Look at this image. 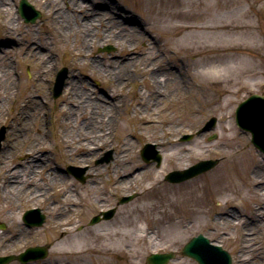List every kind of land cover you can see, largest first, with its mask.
I'll return each mask as SVG.
<instances>
[{
  "label": "rangeland",
  "instance_id": "374dc122",
  "mask_svg": "<svg viewBox=\"0 0 264 264\" xmlns=\"http://www.w3.org/2000/svg\"><path fill=\"white\" fill-rule=\"evenodd\" d=\"M4 1L5 7L8 8L7 18L14 19L16 23L14 32L5 36L0 20V47H3L0 48V50L3 49L0 53V61H9L13 64L16 76L21 77L26 85V97L38 95L44 101L40 107L46 116L42 129L46 141L43 145L45 151H42L40 156H45L47 153L48 168H52L61 177L69 180L65 188L73 191L69 194L73 195L76 200V208L69 217L70 223L75 224V232L79 235L76 238V243L80 244L84 250L94 246H103L104 248L101 252H95V250L83 253L72 252L62 257H51L50 245H46L44 242L46 239L44 233L50 231L48 226L53 219L51 214L44 211L52 202L49 201L42 204L41 207H36L44 216V221L42 225L32 226V228L45 231L41 234V240L29 245L45 247L47 254L42 259L26 264H71L75 258L81 260L83 264H89L90 258L93 264H144L146 256L150 253L169 251L175 253V259L168 264H197L194 260L182 256L180 250L187 241L199 234L226 250L232 258V264H264V156L253 147L250 134L236 126L234 116L237 105L250 94L264 96V0H112L113 3L133 12L137 18L145 20L147 26L157 28L148 32L146 46L144 42H141L138 48H141L147 57L152 55L153 60L157 58L156 64L159 65V70L170 79L175 74L173 68L178 69L186 66L187 70L195 71L198 68L191 65V62L195 60L185 57L184 53L177 50L180 36L168 42L167 34L163 33V30L170 24L159 23L154 17L160 18V16L155 13V15H151L147 6L154 5L156 8L159 6L157 9L168 8L174 11L185 10L189 6H198L196 10H191L189 13L192 17L191 23L200 27L204 24H223L227 29L225 31L213 28L211 30L197 29L187 32L186 35L197 43L214 44L219 37H222L227 44L235 43L233 46L237 47H235L234 57L226 58L229 64L235 67V70L229 72L227 69L228 71H224V76L230 82L234 80L238 82L235 86L233 83L226 85V89L235 92L234 95H226L224 92L220 94L214 86H208V89L203 91L199 86L200 83L193 78L185 91L186 96H181V93L176 95L173 93L176 88L175 84L166 87L164 95L171 99L175 97V99L173 101L166 99L161 103L168 110L167 113L173 116L179 127L181 126L179 134L175 137L176 142L180 148H188L194 146V142L198 138H202L200 155L190 159L183 156L175 159L174 162L167 161L165 159L166 150H159L156 141L152 138L157 130L145 128L142 135H136L135 133L141 130V124L126 120L119 122L120 127L126 133L124 140L111 141L108 146L100 149L98 155L90 162V166L101 168L100 173L92 178L89 177V167L85 164L74 163L72 160L75 159V156L67 154L64 145L58 142V137L62 134L63 129L56 126V121L59 119L57 107L60 105L63 89L59 97L52 98L56 74L61 68H65L66 76H69L70 62H77V58L71 56L67 50L68 47L60 44L52 32L48 34L50 29L47 6L39 0H27L40 13V18L34 23H25L17 11L20 0ZM57 1L61 3L63 0ZM110 2L108 0L85 1L89 10L98 13L109 11ZM201 7L204 10L201 11ZM147 13L148 17L146 18ZM162 14H167V12L162 10ZM179 20L181 21V17ZM247 25H250L255 36L249 34L250 30L238 29L239 26ZM32 34L36 39L40 38L39 41L47 46L48 55L53 62L52 68H49L50 74L41 83L36 79L40 71L39 68L31 64L30 61L22 60L24 48L27 46L24 43L28 42ZM89 51L91 57L87 61L95 59L102 65H110V56L120 53V48L114 42H99L92 45ZM148 77L149 72L145 73L144 77L136 74L124 85L120 93L125 101L124 105L120 107L121 111L130 109L129 106L134 99L133 92L142 91L147 94L144 82H148ZM85 80L92 93L100 95L107 101L113 100L115 93L112 81L104 78ZM28 86L35 88V95L31 93ZM237 90L238 93H236ZM171 93L173 94L171 95ZM9 110L11 107L8 108ZM213 117L216 119L215 127L203 131L207 122ZM193 123L196 125L193 126ZM228 124L232 129L225 131L223 128L229 127ZM1 128L4 129V139L0 145V152L7 135L6 127L0 124ZM131 133H134L133 137L128 136ZM187 135H190V139L185 141L183 138ZM119 144L131 147L128 157L133 164L129 172L147 171L146 176L132 183L131 187L125 191L116 187L117 179L112 175L113 167L110 163L115 155V147ZM147 145L154 146L152 154L158 153L161 158L159 164L151 160L145 162L142 159L141 151ZM108 152L110 158L107 161L99 162ZM15 155V161L22 160V154ZM208 159L218 160V163L208 172L179 183H170L165 180L169 173L182 171L199 161ZM176 160L181 165L177 164ZM231 165H235L236 170L235 168L233 170ZM68 167L82 169L83 182L69 173ZM45 172L43 171L36 179L42 178ZM253 172V176H250ZM50 174L49 172L47 175L50 176ZM47 181L45 177L44 182L47 183L44 187L45 190L49 187ZM93 181L94 183L90 185ZM217 182L220 183L219 186L228 184L227 186L233 189L234 193L228 194L219 186L217 187ZM189 183L194 184L195 189L198 187L200 195L205 200V205L202 208L205 212L204 216L198 214V209L194 210L196 208L194 205L188 206L189 213L183 214L184 216L172 205L175 194L169 192V189H180ZM261 183H263L262 186L256 187ZM38 187H42V185L40 184ZM129 195H134V198L127 203L119 204L121 198ZM165 196L168 200H165ZM86 200L91 203L89 207ZM152 202L155 204L151 207L146 206L151 205ZM61 204L64 206L63 201ZM111 209H114L115 213L107 221L116 226L120 225L119 222L124 225L118 234L108 235L103 242L97 240L88 242L85 238L83 239L88 228L104 222V219H101L92 225L89 224V220L102 211ZM2 213L3 219H0V225L3 224L4 228H0V237L7 234L8 223L12 219L14 221L18 218L21 227H29L22 221L23 212L17 216L14 208L6 207ZM174 222L178 223L175 229ZM42 227L44 228L42 229ZM139 227L142 228L141 231L138 230ZM248 230L253 232L252 235H257L254 243H244L242 235L246 234ZM123 232L126 236H119V233ZM116 246H120L123 252H111ZM0 256L11 257L12 255ZM6 264L22 263L17 259H11Z\"/></svg>",
  "mask_w": 264,
  "mask_h": 264
},
{
  "label": "bare ground",
  "instance_id": "6f19581e",
  "mask_svg": "<svg viewBox=\"0 0 264 264\" xmlns=\"http://www.w3.org/2000/svg\"><path fill=\"white\" fill-rule=\"evenodd\" d=\"M39 1L47 6L50 29L48 34L52 32L60 44L68 47L67 50L71 56L77 58V62H70V73L65 77L61 102L57 107L59 119L56 121V126L63 129L62 134L58 137V142L64 145L67 154L75 156V159L72 160L74 163L87 165L89 177L97 176L101 168L90 166V162L98 155V151L108 146L111 141L124 140L126 133L120 127L119 122L126 120L141 124V130L137 131L136 135H142L145 128L157 130L152 138L156 141L159 150H166L165 159L167 161L174 162L175 159L183 156L190 159L200 155L202 138H198L192 147L180 148L175 137L179 134L181 126L179 127L173 116L167 113L168 110L161 102L171 99L164 95L166 87L170 84L176 86L173 90L175 95L181 93V96H186L185 91L192 81L191 78L200 83L199 86L203 91L208 89V86H214L220 94L222 92L226 95L235 94L234 91L226 89V85L233 83L235 86L238 81L230 82L224 76V71L234 72L235 70V67L231 66L226 59L234 57L235 47H237L233 46L235 43L227 44L222 37H219L214 44L197 43L186 35L187 32L197 29L211 30L213 28L225 31L227 28L223 24H204L200 27L191 23L192 17L189 13L191 10H196L198 6H189L181 11L168 8L157 9L159 6L156 8L154 5L147 6L151 15L155 13L160 16V18L154 17L159 23L170 24L163 30V33L167 34L168 42L180 36L177 50L184 53L185 57L195 60L191 62V65L198 68L196 71L187 70L186 66L178 69L173 68L175 74L170 79L159 70L160 67L156 64L157 58L153 60L152 55L147 57L142 49L138 48L141 42H144L146 46L148 32L155 27L147 26L145 20L137 18L130 10L113 3L112 0H108L111 1L109 11L99 13L89 10L85 3L86 0H63L61 3L57 0ZM5 6V1L0 0V20L4 27L3 34L9 36L11 32H14L16 22L14 19L7 18L8 8ZM162 10L167 14L161 15ZM202 10L204 8L201 7ZM145 17H148V13ZM179 17H181V21ZM238 29L250 30V35H256L253 34L250 25L239 26ZM31 36L28 42L24 43L27 46L24 48L22 60L30 61L31 64L39 68L40 71L36 79L41 83L50 74L49 68H52L53 62L48 55L47 46L39 41L40 38L36 39L34 34ZM99 42H114L120 48V53L110 56V65H102L95 59L87 61L91 57L89 48ZM14 71L15 67L11 62L0 61V124L7 129V135L0 152V219H3L2 212L6 207L14 208L18 216L21 212L41 207L42 204L52 201L44 209L45 213L53 216L48 226L50 231L44 233L46 238L44 242L46 245H50V256L53 258L62 257L72 252L83 253L94 250L101 252L104 249L103 246H94L84 250L80 244L76 243V238L79 235L75 232V224L70 223L69 219L76 208V200L73 195L69 194L73 191L65 188L69 180L61 177L52 168H48L47 153L45 156H40V153L45 151L43 145L46 141V136L42 132L46 116L40 107L44 101L38 95L26 97V85ZM148 72V82H144L147 94L142 91L133 92L134 99L129 106L130 109L121 111L120 107L125 103L120 94L124 85L136 74L144 77ZM89 78H104L112 81L115 93L113 100L107 101L100 95L92 93L85 80ZM28 87L32 94L36 92L33 86ZM238 92L237 90L236 93ZM174 99L175 97L171 101ZM10 107L11 110L8 111ZM258 117L260 116L258 115ZM260 118L263 120L264 115ZM192 125L194 126L196 123ZM223 129L226 131L232 128L229 126ZM133 134L128 136L133 137ZM130 148L126 144L117 145L115 155L110 162L114 169H112V175L117 179L115 185L121 191L127 190L132 183L147 174V171L129 172L133 164L128 157ZM78 152L80 153L78 154ZM17 153L23 155L22 160L15 161ZM176 162L179 163L177 160ZM230 167L236 170L235 165ZM43 171H46L44 176L36 179ZM49 172L50 176L47 175ZM253 174L254 172L250 176ZM45 177L49 185L46 190L44 189L47 184L44 182ZM254 177L256 176L254 175ZM93 183L94 181L90 185ZM40 184L42 187H38ZM219 184L217 182L216 186L218 187ZM227 185L221 184L219 188L228 194L234 193L233 189ZM262 185L263 183L257 184L256 187ZM70 186L72 185L70 184ZM169 192L175 194L173 200L175 204L172 203V205L179 210L181 215L189 213L188 206L190 204L196 207L194 210H199L200 216L205 215L202 210L205 200L200 195L198 187L194 188V184H186L180 189L170 188ZM165 200H168L166 196ZM62 201L65 207L61 204ZM86 204L88 207L91 205L89 200H86ZM154 204L152 202L151 205L146 206L151 207ZM119 224L116 226L104 220V222L88 228L83 239L85 238L88 242L94 240L103 242L108 235L118 234V231L124 227L121 222ZM177 224L173 223L174 229ZM138 230L141 231L142 228L139 227ZM41 231L32 227H21L18 218L14 221L12 219L8 223L7 234L0 237V255L15 256V254H20L24 249L31 247L30 244L41 240V234L45 230ZM252 233L248 230L246 234L242 235L245 244L256 241L257 235H252ZM119 234L122 237L126 236L124 232ZM111 252H123V249L116 246Z\"/></svg>",
  "mask_w": 264,
  "mask_h": 264
},
{
  "label": "water",
  "instance_id": "95a60500",
  "mask_svg": "<svg viewBox=\"0 0 264 264\" xmlns=\"http://www.w3.org/2000/svg\"><path fill=\"white\" fill-rule=\"evenodd\" d=\"M19 14L24 18L25 22H35L37 18L40 17V14L33 9L25 0L20 1V5L18 8ZM66 75V70L61 69L55 79L54 87H53V98H56L60 95L63 80ZM264 115V98L258 95H251L246 101L242 102L236 109V123L237 125L249 131L252 134V142L253 144L259 148L264 153V119L262 120L260 117ZM215 123V119H210L209 122L203 128V131L210 129ZM4 137V130H0V142ZM190 136H185L184 139H189ZM146 148L153 149L154 147L151 145H147ZM110 158V153L106 154V157L103 160H108ZM142 158L145 161H149L150 159L156 161L157 164L160 163L159 155L150 154L145 150L142 151ZM217 160H208L201 161L194 166L182 170V171H174L169 173L165 179L170 182H181L192 178L200 173H203L209 169H211ZM68 170L80 181H83L82 171L78 172L72 167H69ZM134 198V195L123 197L119 203H126ZM31 215L33 211L30 212ZM29 213V214H30ZM113 210L102 213L104 218H110L112 216ZM28 214V213H27ZM34 214V213H33ZM36 218L32 216L26 215L24 217V221L28 225H41L43 222V216L38 214V211H35ZM100 220L99 216L94 217L91 220V224ZM182 255L189 256L195 259L199 264H231L230 255L224 251L221 247L211 245L209 240L202 235H198L190 239L188 243L184 245L181 251ZM46 255V250L42 247H35L27 249L24 253L20 254L17 257H7L0 258V264H5L9 260L16 258L22 263H26L27 261L36 260L39 258H43ZM174 258L173 253H164V254H151L146 258V264H167L168 261Z\"/></svg>",
  "mask_w": 264,
  "mask_h": 264
},
{
  "label": "flooded vegetation",
  "instance_id": "af4514ba",
  "mask_svg": "<svg viewBox=\"0 0 264 264\" xmlns=\"http://www.w3.org/2000/svg\"><path fill=\"white\" fill-rule=\"evenodd\" d=\"M71 264H83V262L81 260L75 258V259H73ZM89 264H93V261L91 258H90Z\"/></svg>",
  "mask_w": 264,
  "mask_h": 264
}]
</instances>
